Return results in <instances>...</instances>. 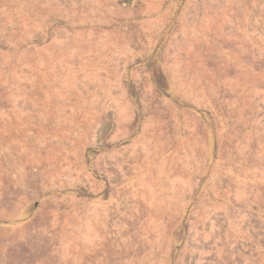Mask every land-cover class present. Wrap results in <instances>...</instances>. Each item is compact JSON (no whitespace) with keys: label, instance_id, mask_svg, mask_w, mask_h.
Returning <instances> with one entry per match:
<instances>
[{"label":"rangeland","instance_id":"374dc122","mask_svg":"<svg viewBox=\"0 0 264 264\" xmlns=\"http://www.w3.org/2000/svg\"><path fill=\"white\" fill-rule=\"evenodd\" d=\"M0 264H264V0H0Z\"/></svg>","mask_w":264,"mask_h":264}]
</instances>
